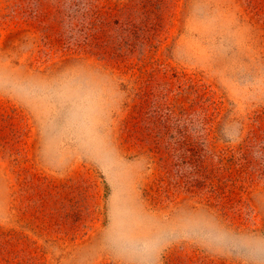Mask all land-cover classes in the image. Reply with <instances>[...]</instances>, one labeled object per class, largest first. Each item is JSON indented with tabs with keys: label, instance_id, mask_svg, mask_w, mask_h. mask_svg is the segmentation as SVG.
Masks as SVG:
<instances>
[{
	"label": "rangeland",
	"instance_id": "1",
	"mask_svg": "<svg viewBox=\"0 0 264 264\" xmlns=\"http://www.w3.org/2000/svg\"><path fill=\"white\" fill-rule=\"evenodd\" d=\"M0 264H264V0H0Z\"/></svg>",
	"mask_w": 264,
	"mask_h": 264
},
{
	"label": "clouds",
	"instance_id": "2",
	"mask_svg": "<svg viewBox=\"0 0 264 264\" xmlns=\"http://www.w3.org/2000/svg\"><path fill=\"white\" fill-rule=\"evenodd\" d=\"M221 239L223 238V237H220ZM255 246H257L258 247V242L255 244Z\"/></svg>",
	"mask_w": 264,
	"mask_h": 264
}]
</instances>
